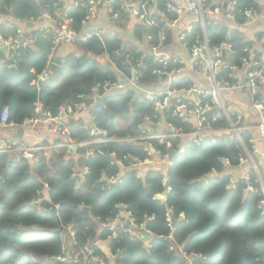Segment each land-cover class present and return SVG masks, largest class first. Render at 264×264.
<instances>
[{"label": "trees", "instance_id": "1", "mask_svg": "<svg viewBox=\"0 0 264 264\" xmlns=\"http://www.w3.org/2000/svg\"><path fill=\"white\" fill-rule=\"evenodd\" d=\"M84 1L0 0V14L14 20L0 27L3 39L16 37L18 27L35 23L44 14L57 22L44 33L30 30L32 47L12 58L0 50V62L4 61L0 65V118L6 108L9 121L22 124L34 116L36 103L57 116L62 109L80 104V97H90L95 86L119 81L115 68L130 76V68L139 64L142 85L159 82L153 74L161 67L154 52L173 45L174 30L160 23L157 12L171 23L180 19V13L171 10L174 2L167 0H141L145 5L142 13L147 20L152 18L154 25L139 22L121 0H111V9L119 15L112 20L115 29L101 30L99 36L87 41L77 40L70 45L76 51L61 59L58 70L50 72L54 34L62 28L78 35L86 31ZM236 1L238 11H258L256 0ZM68 4L72 6L64 13L62 9ZM205 5L207 9L216 7L210 0ZM58 11H62L61 16ZM225 21L206 16L205 32L199 22H193V31L186 38L189 53L206 38L211 51L223 43L230 46L223 51L229 65H240L251 56L258 59L254 52L246 51L252 50L251 43ZM234 21L242 25L245 19L236 13ZM130 24L131 35H127ZM192 85V80L184 78L170 88ZM86 104L92 124L82 118L69 121L68 137L53 141H73L78 145L75 153L68 154L67 148L51 150L48 155L39 152L32 162L22 156L0 155V264H60L55 259L63 254V236L69 227L75 244L66 252L78 255L83 264H94L84 259L86 251L102 257L106 264H188L180 251L192 258V264H264V217L259 209L264 195L252 170L249 175L259 192L249 191L243 181L231 187L240 159L246 156L235 139L222 134L199 145L190 143L171 166H147L138 175L133 160L147 159L143 143L93 144L96 138L91 129L105 131L108 138L136 137L145 117L155 118L153 104L132 89L104 96L103 104L94 106L92 99ZM164 117L185 133L193 131L191 124L173 115V110ZM215 125L224 128L226 122ZM251 138V133H243L248 151ZM172 142L176 151L183 144L182 139ZM81 143L90 144L81 147ZM91 152L95 155L88 156ZM213 171L216 175L211 176ZM117 174H122V183L107 185L106 180ZM75 175H80V180ZM45 185L48 189L42 194ZM168 188L171 190L164 201L155 200ZM122 206H127L137 224L150 233L148 245L138 230L133 235L124 231L128 229L126 222L114 234L103 228L106 221L123 218ZM168 214L172 224L167 222Z\"/></svg>", "mask_w": 264, "mask_h": 264}, {"label": "built area", "instance_id": "2", "mask_svg": "<svg viewBox=\"0 0 264 264\" xmlns=\"http://www.w3.org/2000/svg\"><path fill=\"white\" fill-rule=\"evenodd\" d=\"M66 1V0H61ZM127 6L128 12L139 22H144L149 25H154L155 21L151 18L146 19L142 13L145 5L140 4L141 0H121ZM173 2V0H167ZM111 0H85L82 6L87 10V16L83 22L85 28L89 25L92 27L97 21L99 11L106 9L111 16V20L116 21L119 17L118 13L113 12L111 9ZM206 0H190L186 6L175 5L171 8L172 11L183 13L188 11L192 13L196 21L200 23L203 31L206 29V16L211 17L215 21L220 19L234 20L236 13L243 15L244 24H251L261 17L260 12L254 9H246L244 11L237 10L236 0H220L219 5L215 8L207 9ZM76 6L79 3H75ZM72 4H68L63 7L64 13L68 12ZM226 6V8H225ZM58 11L57 15L61 16ZM160 18V23H165L171 29L174 30L176 23L167 21L165 15L162 12H157ZM42 23H51L53 26L57 25V22L47 14L41 16L38 19ZM48 28H42L43 31ZM86 30V29H85ZM193 31L192 24L181 30L179 35V42L181 47L186 48L187 33ZM205 34V33H204ZM100 32L97 30L88 31L84 34L78 35L69 28H62L53 37V48L51 50V56L49 60V69L55 62L52 59L55 57L59 46L61 44L71 45L77 40L87 41L93 36H99ZM150 40V37H147ZM162 40H165L162 36ZM264 41V40H263ZM32 47V42L23 35L21 28L17 29V35L14 38L3 39L0 37V50L6 48L9 52L8 57L12 58L16 53L22 49H29ZM230 46L223 43L220 47L214 48L211 51L208 41L204 38V41L195 46L191 52L194 65H185L181 58L174 57L169 53L154 52L160 68L153 71V74L160 78L159 82L154 85H142L140 83L141 65H133L130 68V76L126 75L119 69L115 68V71L119 75V81L106 82L102 85H97L91 90V96L80 97L83 101L75 105L74 107H67L61 110L60 114L53 116L50 112L43 110L40 103L34 105V116L31 119L25 120L22 124H16L9 121L7 109H3L0 118V129L3 130H27L37 131L38 129H44L49 134L53 135L58 140L59 138H66L70 133L69 121L75 119L76 121L81 118V115L88 112V105L86 100L92 99L95 103L98 98H102L111 93L122 92L129 89L136 91L137 94L142 95L147 101L153 104V110L156 114L155 118L145 117L143 124L140 126L141 134L136 137H129L125 139L108 138L105 131L97 128L91 129V135L96 139L93 144H105L110 142L119 143H136L141 142L144 144V150L147 153V159L145 161L134 159V167L144 165L171 166V153L174 151L177 154L184 153L188 144L194 143L199 145L207 139L216 140L217 137L222 134H227L231 139H235L246 153V156L240 159L239 166L236 169H247V171L240 177L233 175L231 181V187H234L239 181H243L249 191L259 192L255 190L249 175V171L255 173L257 182L260 184L261 191L264 195V58L254 59L252 56L249 59H244L240 65H229L223 57V51H228ZM251 52V50H246ZM1 63H4L2 60ZM204 63V65H202ZM174 64V65H171ZM192 67L195 71L202 69L203 67L208 72L207 81L211 83V88L207 89L193 82V85L189 88H170L173 82H177L181 79H190L189 75H186L187 69ZM246 89L250 93L251 106L254 111L255 121H244V117L241 113L236 111L228 102L223 98V92H234L240 89ZM102 95V96H101ZM173 110V115L177 116L183 122L191 124L193 131L185 133L182 128L174 126L169 123L164 115L167 111ZM89 113V112H88ZM221 120H225L226 125L218 127L215 123ZM85 123L92 124V118ZM248 132L252 134V138L249 140L251 151H248L243 139V133ZM258 134V136L255 135ZM173 139H182L183 144L179 150L176 151L173 148ZM90 143H81V147H85ZM78 146L73 141L67 143L57 144L50 143L49 145L42 146L40 143L31 145H25L17 141H8L0 139V155L8 156H22L28 159L33 158L34 154L43 152L45 155L51 150L67 148V153L72 152V147ZM93 152L88 156H94ZM223 163L226 167H229V162L223 159ZM121 165V164H120ZM236 171V170H235ZM216 175L215 171L211 176ZM75 177H81L75 175ZM107 185H118L122 183V174H117L114 177H110L106 180ZM48 186L45 185V193ZM168 188L164 195H157L155 200H165V195L170 192ZM41 193L39 195L42 196ZM58 206L54 209L56 210ZM259 209L264 217V198L259 203ZM124 212L123 218L116 216L103 223V228L112 232L113 234L119 229L122 222H127L128 229L124 231L133 235L136 230L150 233L145 230L143 225L137 224L133 214L128 211L127 206H122ZM183 217V215H181ZM167 222L172 224V218L168 214ZM71 236H74L72 230L68 229ZM174 246L170 250H174ZM66 245L63 247V254L58 256L55 260L60 264H73L74 258L66 252ZM181 256L187 260L188 264H192V258L180 251ZM86 261L90 260L96 264H106L105 260L100 256H93L91 252L86 251L84 254Z\"/></svg>", "mask_w": 264, "mask_h": 264}, {"label": "crops", "instance_id": "3", "mask_svg": "<svg viewBox=\"0 0 264 264\" xmlns=\"http://www.w3.org/2000/svg\"><path fill=\"white\" fill-rule=\"evenodd\" d=\"M189 1L190 0H173L174 4L177 6H186ZM210 1H212V5L214 6L215 5L217 6V4H219L220 2V0H210ZM256 4L258 6V11L260 12L261 17L251 24L238 25L237 23H235L234 20H226V19H223V20L220 19V20L221 21L226 20L225 22L228 27L239 30L244 35L245 39L249 43H251L252 45L251 52H254V54L257 55L258 59H262L264 58V41H263L264 40V0H256ZM13 21L14 20L12 18L5 17L0 14V27L6 22H13ZM195 21L196 19L192 15V13H189L188 11H184L183 13H181L179 21L174 26L173 45L168 49L162 50V52H166L174 57L181 58L184 61L185 65H194L191 53H189V51L186 48L181 47L180 42H179L178 33ZM45 27L48 28L46 26V23L42 25L41 22L37 21L35 23H31V25L25 24L18 28H21L23 30V35L29 40H31L30 30H38V31L43 32V31H46V29H44L43 31L41 29ZM108 29H115L113 27L111 16L109 15L106 9H101L99 11L97 21L94 23V25H92L90 29H87V30L88 31H92V30L101 31V30H108ZM127 29L128 31L126 33H130L131 35L132 24H130ZM141 49L146 51L144 47H141ZM74 50L75 49L70 45L61 44L55 56L57 58L60 57L61 59H63L66 55H68L70 52H73ZM1 51H3V49H1ZM3 52L7 54V56L9 55L8 51H3ZM1 64L2 63L0 62V65ZM202 65H204V63ZM186 75H189V77L192 79L194 83H197L200 86L207 88V89L211 88V83L207 81L208 72L206 71L204 67L198 71H195V69L188 66ZM223 98L226 102L232 104L231 106L236 111H238L239 113L243 115L244 121H247L246 122L247 124L248 122L255 121L254 111L251 106L250 93L246 89L243 88V89L234 91L232 93L223 92ZM81 118L86 122L91 118V116L88 112H86L83 115H81ZM22 131L23 132L19 134V131L0 129V139L12 141V142L17 141L25 145H31V144H35V143L39 144L43 141H47L49 140V138H55L53 135L49 134L47 131L41 128L34 132L27 131V130H22ZM255 135L258 136L257 133H255ZM147 166L157 169V166H154V165L139 166L137 167L138 175H142L145 167ZM246 171L247 169H236L234 174L240 177ZM123 221H124V218H123ZM139 232L143 236L144 241L148 245V243L151 240L150 236L147 235V233H144L142 231H139ZM63 237H64L66 248L68 249V252H69L70 248L75 244L74 238L71 236V233L69 231H67V233L64 234ZM102 247L103 249H107V246L105 244H103ZM70 255L74 258L75 262L73 264H83L82 262L78 261V258H77L78 255L71 254V253ZM94 264L96 263L94 262Z\"/></svg>", "mask_w": 264, "mask_h": 264}, {"label": "water", "instance_id": "4", "mask_svg": "<svg viewBox=\"0 0 264 264\" xmlns=\"http://www.w3.org/2000/svg\"><path fill=\"white\" fill-rule=\"evenodd\" d=\"M225 8H226V6H225ZM27 25H31V23L29 22V23H27ZM46 26L48 27V28H54V26L51 24V23H46ZM91 28V26H87L85 29L87 30V29H90ZM127 35H130V33H126ZM3 51H7V49L6 48H4L3 49ZM61 61V58L59 57V58H56V61H55V64H53L52 66H51V68H50V72H54V71H56V70H58V68H59V62ZM97 104H103V99L102 98H98L97 99V102L94 104V106L95 105H97ZM75 119H72L70 122L71 123H75ZM23 131L22 130H19V134H21ZM76 150H77V146H73L72 147V151H73V153H75L76 152ZM175 156H176V152H172L171 153V161H173L174 160V158H175ZM28 160L30 161V162H32L33 161V158H31V157H28ZM78 178V180H80V177H77ZM245 187H246V185H245ZM54 212H56V210H54ZM173 226H175V222H173ZM63 231V229H61L60 230V232H62ZM105 250V253L107 254V255H109V252H108V250L107 249H104Z\"/></svg>", "mask_w": 264, "mask_h": 264}, {"label": "rangeland", "instance_id": "5", "mask_svg": "<svg viewBox=\"0 0 264 264\" xmlns=\"http://www.w3.org/2000/svg\"><path fill=\"white\" fill-rule=\"evenodd\" d=\"M54 139H56V138H49V140H47V141H51V142H53Z\"/></svg>", "mask_w": 264, "mask_h": 264}, {"label": "bare ground", "instance_id": "6", "mask_svg": "<svg viewBox=\"0 0 264 264\" xmlns=\"http://www.w3.org/2000/svg\"><path fill=\"white\" fill-rule=\"evenodd\" d=\"M156 16V15H155ZM13 159V158H12ZM124 229V228H123Z\"/></svg>", "mask_w": 264, "mask_h": 264}]
</instances>
